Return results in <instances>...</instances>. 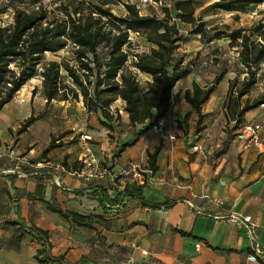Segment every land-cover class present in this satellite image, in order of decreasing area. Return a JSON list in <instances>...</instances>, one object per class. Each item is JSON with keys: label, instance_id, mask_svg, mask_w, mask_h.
I'll return each instance as SVG.
<instances>
[{"label": "crops", "instance_id": "0c3cea01", "mask_svg": "<svg viewBox=\"0 0 264 264\" xmlns=\"http://www.w3.org/2000/svg\"><path fill=\"white\" fill-rule=\"evenodd\" d=\"M138 77L142 83L150 80L147 74ZM11 101L26 103L18 96ZM31 103L23 116L34 110ZM8 105L0 115L10 111ZM124 106L121 99L112 102L114 118L108 122L88 113L81 100L44 99L46 111L60 107L62 123L53 128L47 117L42 118L44 128L33 134L38 139L47 136L46 147L52 136L68 132L46 154L38 152L32 136L23 137L36 121L19 135L9 132L17 120L0 122V264H38V250H44L53 264H264V151L245 146L234 133L228 148L214 156L206 119L197 134L193 128L187 134L174 128L185 113L194 116L184 101L169 107L162 117L163 131L147 129L150 121L130 125ZM68 108L79 112L68 116ZM245 118L263 125L264 141V108ZM100 121L110 128L100 126ZM83 134L91 140L82 141ZM73 137L78 144L68 147L67 139ZM135 138L134 145L123 148ZM194 144L201 152L191 150ZM84 145L111 176L85 182L73 173L81 168ZM158 145L156 171L143 181L125 174L131 164L147 169V153ZM19 152L25 153L30 166H16L12 157ZM126 186H141L145 202L171 206L154 209L141 204L139 197L125 192ZM99 192L109 200L105 206L99 203ZM49 206L89 217L91 228L61 217ZM244 216L251 217L250 223ZM254 245L260 252L251 262Z\"/></svg>", "mask_w": 264, "mask_h": 264}, {"label": "trees", "instance_id": "16d2710c", "mask_svg": "<svg viewBox=\"0 0 264 264\" xmlns=\"http://www.w3.org/2000/svg\"><path fill=\"white\" fill-rule=\"evenodd\" d=\"M57 2L59 15L48 18V12L39 6L36 10L27 11L17 8L12 15V22L6 25L0 23V110L9 103L37 72L42 64L40 76L41 92L46 100L79 101L88 113L111 122L114 114L110 105L117 99L124 103L130 125L145 124L151 128L156 120L162 118L170 106L186 102L197 115L196 132L202 131V106L210 98L224 75L223 70L215 75L205 86L196 81L190 88L182 92H174L175 86L184 80L191 72L189 63L183 59L174 60V53L179 47L182 35L176 22L189 25L191 34L199 35L202 43L228 38V46L236 48L239 64L244 69L241 80L237 77L229 79L222 110L226 123L233 122L235 132L242 126L244 115L260 107L264 103V93L253 99L246 98L257 82V74L264 62V22L259 21L249 29L241 27L229 30L228 25H213L206 27L205 22L196 16L195 0H178L173 5L175 16L171 10L164 8L162 16L156 14L142 15L135 3H125L123 16H116L108 8L119 0H53ZM210 6L216 10L234 12L250 6L264 3V0H212ZM6 10L0 8V20ZM234 20H238L235 15ZM229 30V32H228ZM136 34L149 45L147 52H134L131 58L125 48H130V35ZM71 45L72 60H50L43 63L46 53H55ZM106 49V56H99L98 48ZM65 74L70 82L62 78ZM147 74L150 80L142 83L138 74ZM191 113L183 118L186 123ZM38 119L33 114L20 125L19 133ZM116 119H120L116 111ZM110 128L109 124L100 121ZM234 132V133H235ZM59 136H52L43 152L48 153ZM137 138L127 142L124 147L132 146ZM161 145L147 153V169L156 171L157 155ZM63 166L68 168L67 163ZM75 169V166H73ZM134 189L135 192L129 191ZM141 186H126L131 195H136L141 204L152 208H169L168 203L151 204L145 202L140 195ZM99 203L105 206L109 200L99 192ZM52 212L65 219L91 228L89 217L73 212H63L61 209L49 206ZM81 223V224H80ZM44 236L46 231L42 232ZM42 256L40 259L39 257ZM38 264H53L54 260L45 257L44 250L35 254Z\"/></svg>", "mask_w": 264, "mask_h": 264}, {"label": "rangeland", "instance_id": "374dc122", "mask_svg": "<svg viewBox=\"0 0 264 264\" xmlns=\"http://www.w3.org/2000/svg\"><path fill=\"white\" fill-rule=\"evenodd\" d=\"M86 1H90L93 3L95 2L94 0ZM177 1L178 0H150L149 3L143 5L139 4L137 0H119L113 4H110L108 8L116 16H123L126 12L124 4L129 2L135 3L139 8L140 14L142 15L156 14L158 16H162L163 9L168 8L171 10V14L175 16L173 5ZM212 2V0H195V14L205 22L207 28L213 25H228L229 30L238 27L249 29L259 21L264 22V3L250 6L234 12H225L212 8L210 6ZM57 5L58 3L54 2L53 0H0V8H4L6 10L5 14L0 20V23L3 25L11 23L13 12L17 8L32 11L36 10L39 6H42L48 12V18L52 19L53 17L59 15L58 11L55 9ZM235 15L238 17V20L233 19ZM176 24L182 35V39L179 42L178 49L174 53V60H177L179 58L185 60L186 63L190 64L191 72L190 76L187 77V79L178 83L176 89H174V92H176L177 89L182 92L185 88H190L191 79L195 80L200 86L208 85L213 80L215 75L219 74L223 70L227 71L220 84L216 86L210 98L202 106V124L204 122V119H206L205 126L209 130V138L212 139L214 156H217L221 153L222 150L228 148L229 144L234 138L235 132V130L232 129L234 123H226L224 111L221 108L227 90V83L229 79H233L235 77L241 80L244 76V69L238 62L236 52L237 49L228 46L227 37H224L221 40H215L210 43L204 44L200 41L199 35L191 34V27L189 25H183L178 21L176 22ZM130 37L131 46L130 48H125L130 58L134 54V52H147L149 50V45L146 44V42L142 38L137 35H130ZM72 52V46L68 45L64 49L59 50L55 53H46L43 59V63H46L50 60H72ZM98 53L99 56L103 59L106 56V49L104 47H100L98 48ZM41 70L42 64L38 66L36 75L14 95V97L18 96L19 101H21L24 97V99H26V103L18 104L11 101L8 105L10 111L7 113H2L0 115V122L7 121L13 123L14 120H17L9 129L10 133H15L16 135L20 134V125L26 118H28L32 114L34 116H37L38 121H34L35 123H33L31 128L32 132L29 133L30 135L25 134L23 137L25 139L27 138V136H32L31 139L38 142L36 145V149H38L39 153H42L45 149L44 144L47 141V136H44L42 139H38V137L33 134V130H41L44 128L43 125H45V121L42 118L45 117H47L49 124L52 125L51 127L54 128L55 125L60 126L63 116L60 114V111H62L60 110V107H55L54 109H51L50 112L46 111V109L43 108L44 98L42 92L39 91L40 88L38 87L42 82V78L40 76ZM62 78L70 82V80L64 73L62 74ZM223 87L225 88L224 90L222 89ZM262 93H264V62L261 65L260 70L258 71L257 82L255 86L252 88L250 94L247 97H244L242 101H244L246 98L253 99ZM80 100L81 99H79V101ZM29 102H34V110L30 112L31 114L25 117L23 116V114L25 111H27V109L30 108ZM252 111L253 110L247 112L246 114H249ZM78 112L79 109L77 108H68L67 115L72 116L73 114ZM185 114L183 115L182 120L178 122L176 126H174V128L180 130L183 134L189 133V130L193 128L194 133L197 134L196 122L198 117L196 113L193 112V117L190 114L187 122L184 123L183 118ZM245 115L242 121L246 120ZM99 125L103 126L101 123H99ZM163 129L164 126L162 128V131ZM59 135L60 134H58L57 136ZM67 140L68 147H74L78 144V140H76L75 137H73V139ZM25 142L26 141L22 140V144H25ZM58 143L61 144V142ZM192 143L193 141H190V144ZM216 144H218V146H216ZM24 155L25 153L19 152L15 157L20 158Z\"/></svg>", "mask_w": 264, "mask_h": 264}, {"label": "built area", "instance_id": "2783aa9c", "mask_svg": "<svg viewBox=\"0 0 264 264\" xmlns=\"http://www.w3.org/2000/svg\"><path fill=\"white\" fill-rule=\"evenodd\" d=\"M139 4L146 5L150 2V0H137ZM131 39V37L129 38ZM16 98V97H13ZM260 107L264 108V103L260 105ZM164 126L162 118L155 121L152 125L153 131H161ZM263 130V125L257 121H250L245 122L242 126L235 132V137L241 143H243L247 147H253L257 150L264 151V141L260 138V133ZM81 140L84 142L90 141L91 136L87 134H83L81 136ZM191 150L193 152H201V147L199 144H194L191 146ZM83 155L80 158L81 168L73 172L78 177H80L85 182H92L98 178L104 176H111L110 171L102 166V163L99 159H97L92 151L84 145L83 147ZM12 160L16 163V166H30V161L24 157H12ZM125 174L130 175V177L135 181H143L145 175H150L152 170L143 169L139 165L131 164L128 166L126 170H124ZM57 184L59 183L58 180L55 181ZM243 221L245 223H250L251 217L244 216ZM198 247V244H196ZM260 252L258 246L254 245L252 247V253L249 254L248 259L251 262L257 261V254ZM142 253H145L143 251ZM129 262H133V259L130 258Z\"/></svg>", "mask_w": 264, "mask_h": 264}]
</instances>
